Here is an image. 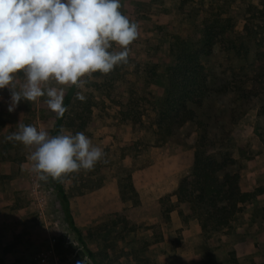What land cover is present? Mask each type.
Returning <instances> with one entry per match:
<instances>
[{
  "label": "rangeland",
  "instance_id": "rangeland-1",
  "mask_svg": "<svg viewBox=\"0 0 264 264\" xmlns=\"http://www.w3.org/2000/svg\"><path fill=\"white\" fill-rule=\"evenodd\" d=\"M182 2L183 0H121L122 14L139 26V37L128 46L127 62L116 66L108 74L96 72L85 76V83L76 88L72 97L62 122L63 131L72 134L83 132L94 145L103 149L105 155L92 170L82 169L61 178L70 198L76 223L82 229L84 240L93 250L96 261L94 263L70 228L60 200L52 211L55 216L51 218L59 227L55 234L52 233V244L56 249L53 252H57L56 255L68 264H120L119 262L133 258L134 252L148 260L145 264L158 263L156 251L152 247L154 241L161 236L158 223L153 218L159 213V207L150 203L143 209L142 204H137L134 210L110 213L106 204L107 194L103 195L110 180L125 176L152 161L146 152L151 147L144 150L143 145L138 143V137L130 131L135 127L134 123L130 118L125 119L128 114H122L121 110L127 112L128 109H133L136 112L145 107L147 112L143 119L147 128L151 125L150 116H155L152 103L156 97L164 95L168 82L164 70L166 65L174 61L170 55V45L175 34L190 26V10L199 9V19H202L199 20L200 23L205 19L216 23V20L236 15L234 10H238L241 4L245 8H249L248 4H251L264 9V0H185L184 7L190 9L185 12L180 7ZM232 22L234 32H242L247 20L243 17L236 18L235 21L233 19ZM218 24L221 22L218 21ZM260 30L264 36V26ZM232 37L237 38L236 35ZM221 38H225L224 35ZM245 47L249 49L248 53L241 47L238 49L232 45H217L211 52L203 55L202 62L213 92L201 107H195L201 123L188 122L180 126L172 135V140L157 147H169L174 151L190 150L195 159L200 135L205 134L209 137V152L218 158L230 155L236 160L231 169H239L241 172L242 160L241 157L235 158L236 154L254 159L252 148L255 147L256 150L257 147H264V84H255L256 78L261 82L264 80V68L256 74L259 66L256 69L254 66L256 61L264 60V45L249 43ZM113 50L121 49L114 44ZM246 79L250 80L247 82ZM24 82L23 73H17L13 82L17 91ZM243 85H247L249 91L252 90L250 95L255 93L253 99L241 98L244 93L240 88L243 90ZM71 86L60 85L55 81L42 85L44 88H63L65 95ZM78 92L85 96L84 101L77 99ZM125 97H128L129 102ZM46 99L45 96L36 101L22 100L10 112L11 115H8L9 111L6 113L0 109V119L4 121L0 122V146L11 149L14 161L25 163V171L29 173L31 181V188L27 189L29 194L25 196L33 212L39 207H36V195L32 190V162L28 158L32 149L20 142L7 140L6 137L18 131L21 124L43 128L53 135L58 117L48 108ZM6 101H10V90L7 87L0 89V103ZM4 106L7 108L8 104L4 103ZM150 133L149 129L146 136ZM154 138L155 136L152 140ZM41 184L45 187L47 196L49 192L56 190L52 186V178L41 181ZM44 209L47 212V205ZM131 216H135V219L130 218ZM213 234L217 236L218 231H214L210 238Z\"/></svg>",
  "mask_w": 264,
  "mask_h": 264
},
{
  "label": "clouds",
  "instance_id": "clouds-1",
  "mask_svg": "<svg viewBox=\"0 0 264 264\" xmlns=\"http://www.w3.org/2000/svg\"><path fill=\"white\" fill-rule=\"evenodd\" d=\"M121 7V0H0V89L10 90L8 111L22 100L46 96L48 108L61 118L67 111L64 89L42 85L55 81L81 87L85 76L108 74L126 63L139 26ZM114 44L121 50H113ZM21 72L25 82L17 91L13 82ZM77 99L85 96L78 92ZM6 139L32 149L31 171L41 181L90 171L105 155L83 132L61 129L50 135L21 124Z\"/></svg>",
  "mask_w": 264,
  "mask_h": 264
},
{
  "label": "crops",
  "instance_id": "crops-1",
  "mask_svg": "<svg viewBox=\"0 0 264 264\" xmlns=\"http://www.w3.org/2000/svg\"><path fill=\"white\" fill-rule=\"evenodd\" d=\"M4 103L10 101L0 103V109L7 113ZM0 122L4 121L0 119ZM254 148L251 150L254 159L234 155L241 157V185L246 191L264 185V147ZM184 150L153 146L146 151L152 161L132 171L139 204L143 209L150 203L159 207V213L153 216L161 234L152 247L157 255L156 264H264V198L247 202L232 227L220 229L217 236L213 234L211 238L202 230L197 218L185 219L180 214L176 191L181 179L192 170L194 160V153ZM30 188L25 163L14 161L11 149L0 146V264H40L39 254L56 251L52 233L59 227L51 217L55 216L54 206L60 203L57 190L47 196L43 186L47 212L38 208L33 212L25 196ZM103 195H106L110 213L136 208L132 200L122 198L118 178L107 183ZM163 197L171 206L167 214L162 211ZM130 218L135 219V216ZM119 263L142 262L134 256Z\"/></svg>",
  "mask_w": 264,
  "mask_h": 264
},
{
  "label": "trees",
  "instance_id": "trees-1",
  "mask_svg": "<svg viewBox=\"0 0 264 264\" xmlns=\"http://www.w3.org/2000/svg\"><path fill=\"white\" fill-rule=\"evenodd\" d=\"M184 2L185 0L180 3V7L188 12L190 9L184 7ZM248 5L249 8H245L244 4H241L238 10H234L236 15L216 20V23L207 22V19L200 23L199 20L202 19H199V9L192 10L193 13L191 10L189 11L190 26H186L184 31L175 34L174 41L170 45V55L174 58V61L166 65L164 70L168 81L164 95L156 97L152 103L155 116H150L152 119L151 125L147 128L143 119L147 112L145 107L136 112L133 109H128L127 112L121 110L122 114H128L125 119L130 118L132 124L134 123L135 127H132L130 131L138 137V143L143 145L144 150L153 146H162L165 142H169L172 140V135L176 129L188 122L201 123L195 107H201L213 92L209 76L205 72V66L202 62L204 54L211 52L212 48L217 45L224 47L232 45V47L238 49L241 47L247 53L249 49L245 46L249 43L264 45L263 32L260 30L264 26V9L256 5ZM243 17H246L247 20L244 30L234 32L233 19L235 21L236 18ZM255 20L258 21L255 22ZM218 21L221 24H218ZM223 35L225 38H221ZM233 35H236L237 38L232 37ZM263 62L264 60L254 63L255 69L256 66H259L258 70L256 69V74H259L260 69L264 68ZM259 81L256 78L255 84L257 82V85L264 84V80ZM239 82L242 83V80ZM243 86L245 87L243 90L240 88L244 93L241 98L245 100L253 99L255 93L250 95L252 90L249 91L247 85ZM76 88L77 86L72 85L65 95L64 104L67 106V111L63 117L57 119L53 135L60 134L62 122L67 115ZM125 98L129 102L128 97ZM149 129L151 133L146 136ZM153 136H155L154 140H152ZM200 138L193 168L189 174L181 179L176 194L180 214L185 219L197 218L202 230L211 236L214 231L232 227L238 213L244 210L247 202L264 198V185L252 191L244 190L241 186L242 175L240 170L230 168L235 165L236 160L230 155L221 158L216 157L214 153L209 152V137L201 134ZM117 178L122 198L132 200L134 205L139 204V193L134 186L132 172ZM52 181L62 201L70 228L75 232L82 246L86 248L91 259L96 263L95 254L87 246L83 231L76 223L70 198L61 179H52ZM161 199L162 203L165 202L162 211L167 214L171 210V206L166 202V198ZM134 254L135 258L142 262L141 264L147 263L148 260L138 256L137 252H134Z\"/></svg>",
  "mask_w": 264,
  "mask_h": 264
},
{
  "label": "built area",
  "instance_id": "built-area-1",
  "mask_svg": "<svg viewBox=\"0 0 264 264\" xmlns=\"http://www.w3.org/2000/svg\"><path fill=\"white\" fill-rule=\"evenodd\" d=\"M31 179L33 180V185H32V190L33 193L36 195V203L37 206L39 207L40 211H43L45 207V197L42 194L43 187L41 184V181L38 178V175L36 173L31 174ZM38 256V261L40 264H68L64 261H62L53 251L50 252H43L39 254Z\"/></svg>",
  "mask_w": 264,
  "mask_h": 264
}]
</instances>
